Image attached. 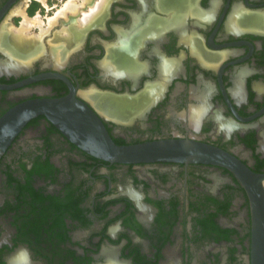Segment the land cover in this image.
Masks as SVG:
<instances>
[{"label": "flooded vegetation", "instance_id": "af4514ba", "mask_svg": "<svg viewBox=\"0 0 264 264\" xmlns=\"http://www.w3.org/2000/svg\"><path fill=\"white\" fill-rule=\"evenodd\" d=\"M65 1L0 0V40L19 9L44 18ZM101 8L59 63L52 43L81 10L60 18L27 66L0 44V86H14L0 88V116L25 99L73 93L116 144L215 146L262 175L264 191V0ZM88 96H102L106 112ZM251 218L248 189L226 167L110 162L42 115L0 159V264H249Z\"/></svg>", "mask_w": 264, "mask_h": 264}, {"label": "water", "instance_id": "95a60500", "mask_svg": "<svg viewBox=\"0 0 264 264\" xmlns=\"http://www.w3.org/2000/svg\"><path fill=\"white\" fill-rule=\"evenodd\" d=\"M12 87L0 86L5 89ZM39 115L50 120L77 146L110 162H201L220 165L237 173L248 189L252 208L249 264H264L263 176L251 172L230 153L192 140H156L118 145L91 107L70 93L61 97L25 99L7 109L0 116V159L24 125Z\"/></svg>", "mask_w": 264, "mask_h": 264}, {"label": "bare ground", "instance_id": "6f19581e", "mask_svg": "<svg viewBox=\"0 0 264 264\" xmlns=\"http://www.w3.org/2000/svg\"><path fill=\"white\" fill-rule=\"evenodd\" d=\"M41 1H42V3H46V0H41ZM86 1H88V0H80V1H78V0H67L62 4L61 7L58 8V10L54 13L53 16L48 15L47 20H44L38 16L37 17L38 20L36 19L37 21H35V19L31 18L26 13V11L23 9V11H20L21 15L23 17L21 26H19L20 28H14V25H13V27L11 26L10 31H8V32H10V34H8V36H7V34H6V36L4 35V38H2V41L0 40V44L2 43L4 45L3 48L7 52H10V55L16 59L17 63L18 62L19 63H25L27 66L26 62L29 61L33 55L39 54V52L43 48H45V46L42 42V37H44L46 34H48V32L59 22L60 18H62V17L66 18L67 16L70 15L69 13L73 14V13H77V11H80L81 10L80 4L82 5V3H85ZM103 1L104 0H99L98 3H96L95 6H92L88 11L81 10V11H83V14H82V17L79 20L78 24L74 27L66 28V29L59 32L62 35V38L61 39L58 38L57 41L54 43V45L52 44L51 50L49 52L51 54V57L55 61V64L57 62L59 63L60 60H63L62 58L64 57L63 56L64 53L62 55L60 49L63 47L65 49L68 45H70L69 43H71V41L75 42V41L79 40V37L77 35L82 34L83 28H85V26L88 24V21L93 17L94 13H96L99 9H102L101 7L103 4ZM33 27H36L38 29V32L36 34L29 33ZM3 34H5V33L3 32ZM72 36H77V37L72 38ZM67 57H68V55H67ZM54 61H52V62H54ZM5 65H7V64L5 63ZM14 66H15V64H14ZM93 96H88V98L91 99L94 102V104H96L97 107L103 113H105L106 110H105V106H104L103 97L97 96L95 98Z\"/></svg>", "mask_w": 264, "mask_h": 264}, {"label": "rangeland", "instance_id": "374dc122", "mask_svg": "<svg viewBox=\"0 0 264 264\" xmlns=\"http://www.w3.org/2000/svg\"><path fill=\"white\" fill-rule=\"evenodd\" d=\"M59 8V7H58ZM58 8H57V10H58ZM23 9L24 8H21V9H19L18 11H17V14L19 15V14H21V12L20 11H23ZM57 10H54V11H57ZM26 11V10H25ZM84 11V10H83ZM83 11H81L82 13L81 14H83ZM88 11V10H87ZM69 14H71V13H69ZM54 15V13H52V14H50L49 16H53ZM20 16V15H19ZM41 17L39 14H36V15H34V16H30L31 18H33V19H35V21H37L38 20V18L37 17ZM47 16L48 15H45V17L44 18H42V19H44V20H47ZM36 17V18H35ZM81 17H82V15H81ZM80 17V18H81ZM37 19V20H36ZM22 20H23V17H22V15L20 16V23H19V25L18 26H16V25H14V28H20L19 26H21V23H22ZM78 24V20L77 21H74V22H72V25L70 26H63L62 28H60V30L58 31V32H60V31H62V30H64V29H66V28H71L72 26L74 27V26H76ZM7 26V25H6ZM13 27V24H9L7 27H6V32H5V36H6V34H7V36H8V34H10V32H8V31H10V27ZM9 27V28H8ZM38 32V29L36 28V27H33L32 29H31V31L29 32V33H31V34H36ZM4 38V37H3ZM54 43L55 42H53L52 44L54 45ZM52 47V46H51ZM68 48L66 47L65 48V50H64V52L67 50Z\"/></svg>", "mask_w": 264, "mask_h": 264}]
</instances>
